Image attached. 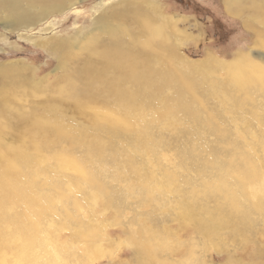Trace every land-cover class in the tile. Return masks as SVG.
<instances>
[{"label":"rangeland","instance_id":"374dc122","mask_svg":"<svg viewBox=\"0 0 264 264\" xmlns=\"http://www.w3.org/2000/svg\"><path fill=\"white\" fill-rule=\"evenodd\" d=\"M121 1L86 0L30 30L10 31L0 22V66L23 65L25 78L39 83L16 89L18 97L7 89L10 108L0 112L2 142L26 148L32 141L44 146L55 139L42 151L46 162L36 164L51 174L36 171L40 179L32 187L26 181L53 199L30 224L36 233L17 226L23 209L8 204L0 207V232L17 229L29 237L36 264H264V92L256 84L239 91L223 68L242 54L259 63L263 73L264 0H258L261 11L247 3L236 15L227 13L223 0H144L143 9L158 18L167 37L166 66L155 69L164 76L171 71L170 76H151L155 90L127 84L136 93L130 110L138 111H131L129 124H102L100 116L93 118L99 109L110 106L126 117L125 105L110 97L111 90L100 97L97 84L87 93L79 80L59 93L55 84L66 73L55 55L32 42L51 38L58 49L76 46L96 17L120 8ZM72 52L78 61L79 47ZM183 79L187 85L181 86ZM75 97L92 98L77 109ZM53 104L65 116L57 121L68 128L64 140L48 136L49 129L35 131L37 122L41 130L44 118L51 117L46 115ZM160 105L178 112L169 117ZM33 112L43 122H35ZM34 155L24 153L25 161ZM58 155L62 161L54 160ZM243 168L258 176L247 187ZM24 170L29 175L31 165Z\"/></svg>","mask_w":264,"mask_h":264},{"label":"bare ground","instance_id":"6f19581e","mask_svg":"<svg viewBox=\"0 0 264 264\" xmlns=\"http://www.w3.org/2000/svg\"><path fill=\"white\" fill-rule=\"evenodd\" d=\"M84 1L86 0H0V22L6 29H10V31L30 30L33 27L37 26L38 24L42 23L44 20H47L51 15L61 14L62 12L66 10H70ZM133 1L134 0H124L121 1L119 5L120 8L116 7L110 10L102 11L95 18L92 30L88 32V34L84 38H82L83 41L77 44L76 46L73 43V45L67 47L62 45L64 47L60 46L61 48L58 49V47H56L57 45H55L54 40L51 38L46 41L32 42L34 46L38 48H43L51 52L53 55H55L56 58L58 59V65L64 71V73H66L63 76V79L57 81V83L55 84L56 85L55 87L60 85L58 88L59 93H64L66 91L72 90L69 88L75 87L77 80H79L80 84H84L83 87L84 90L87 91V93L88 92L90 93V91L95 89L94 87L97 84L98 90L101 93V95L98 94L100 97L101 96L103 97L102 93H104L106 89L111 90L110 97L115 99V101L118 104L123 103V105H125V107L123 108L124 111L129 112L126 115V117L117 116V112H116L117 110L111 108L110 106L105 111L104 110L101 111L99 109L97 115L94 114L95 117L93 118L97 119L96 117L100 116L99 118L102 124L103 122L106 123L105 121H109L111 123L114 122V124L118 122L119 123L121 122L122 125L123 123L129 124L128 122V119L130 118L129 115L133 114L131 112L133 108L130 110L129 103H132L131 100L136 101L135 100L136 93L131 91L129 88L130 85L127 84H131L135 86L137 89L141 88L142 84H145V86L148 89L155 90L158 89L159 87L158 85L154 86L153 82H152L153 85H149L151 83L149 81L151 79V76H153L152 79L155 78L156 80H160L162 76L163 77L170 76L171 71L170 72L168 71V73L165 74L167 76H164L158 70L156 71L155 69V65L163 64V63L164 65H162L161 67L164 66L163 67L164 69L167 63V62L165 63L164 61L165 56H163L164 54L163 50H166V48H168V46L164 45L167 41L166 40L167 37L165 35L166 33H164L162 27L160 26L161 23L158 21V18H152L148 14V12H146V10L143 9L142 2H145L144 0H138L140 2V5L134 3ZM223 1L226 6V11L230 15H236L242 12V10L244 9L243 7H245L247 3L253 4L252 6L255 7L256 9L253 8L252 6L251 7L257 11L261 8V4H262L258 0H223ZM262 9H260V11ZM162 21L163 23H167L165 22L166 20H162ZM77 47H79L80 53H82L78 61L74 60L75 54L72 52L74 48ZM169 49H167L168 52ZM79 61L82 62L81 64L83 66L77 69L78 68L77 64ZM206 63H208V65H211L212 67L216 65L214 59H209L207 60ZM258 64H256V61L255 62L251 61L249 57L242 54H238L234 62L229 63L227 66L223 68L228 70V74L226 77L227 79L230 77L232 79V77H234V85L235 87L238 88L239 91L242 92V90L246 89L248 87L247 86L248 84H256L257 86L258 85L262 86L261 90L262 92H264V71L263 73H260L261 71L259 70V68L261 69V67ZM186 69L192 70V68H187V67ZM27 71L28 68H25V66L20 64L19 65L10 64V65L0 66V78H1L0 95H1V99L4 101L3 104L4 108L0 109L1 114H3L6 109H7L6 111H8V109L10 108V105L8 104L10 101L9 102L5 101V99L10 95V93H8L9 90L13 89L14 92L16 89H23L25 87L26 89H28L30 88L28 86H33L37 88V86L39 85V83H33L32 81L30 80L28 81L25 78L26 77L25 74L27 73ZM62 83H66L65 86ZM182 85H187L185 79H183V81L181 82V86ZM16 91L14 92L13 96L18 97L19 91L17 92ZM188 91L194 94V89L191 86H188ZM73 93L74 92L72 91L71 94ZM92 97H95L97 99V96H92ZM91 98L83 99L82 97H75L74 98L75 102L74 101L73 102L74 104H76L77 109L79 108L82 109L83 106L87 104L86 103L87 100H90ZM2 100H0L1 104L3 103ZM160 106L164 107L165 109L163 110V112L162 109L156 111L157 114H159V112H162L165 115L167 114V112H169V117H170V115L174 116L178 112L177 109L175 110V112H172L169 110L170 107L163 105ZM88 107L89 106H87L86 108ZM133 111L136 112L138 110L134 109ZM47 112L48 113L46 116H51V117L47 119L44 118V124L42 125L43 128L41 130H38L39 129L38 124L40 123L37 122V124L35 125L37 129H35V131L40 134H44V131L46 129H49L50 134L48 136L50 137L55 136L57 137V139L61 138L62 140H64V137L68 132V128L60 127V124L57 122L60 119H62V121L64 122L65 116L62 114V111L58 112L57 106L53 104L47 110ZM31 115H32V119H34L35 122L36 121L43 122L40 115L37 114L36 112H33ZM35 115L36 117H34ZM29 118L31 119V116ZM109 124L106 126L111 125ZM1 133H4L2 132V127H0V207H2L1 206L2 204L3 205L8 204L5 206L6 208L21 207L23 209V212L21 210L22 214L20 217L17 218V220L19 221L17 223V226L23 229V231L24 229H26V231L28 230L29 235L30 233L35 234L36 232L32 228L33 226H31L30 224L34 223L33 220L37 216L41 218L40 214L43 211H45V209H48L49 202H53V199L51 198L46 199L42 197L40 194L41 192L40 189L29 188L26 181L27 179H30L31 180L30 185L32 187V185L34 184L37 185L36 182L38 179H40L38 175L51 174L48 169L45 168L43 169L41 167L39 168L36 166V164L42 165L43 162L44 163L46 162L45 156L42 154V151L48 149L52 144L51 141H55V139L54 138L53 140L49 139L48 143L45 144L44 146H42L41 143L39 144L36 141H32V145L30 147L22 148L21 146H19L18 143L16 145L15 144L11 145L10 143L9 146L5 145L2 142ZM15 133L18 132L16 131ZM27 136L28 134L26 135V137ZM17 139L18 141H21L19 136L17 137ZM3 151L6 154H4ZM26 152H33L35 154L34 156L30 157L28 162H26L24 159L25 157L24 153ZM35 159H39L42 161L41 162L38 160L34 161ZM54 160L62 161L63 159L61 155H58L54 157ZM28 164H30L32 168V172H30L29 175H27L24 170V167ZM247 169L246 168L241 169V171L244 170V177L242 179L243 180L242 182L246 184V187L247 185H251L252 183H255L256 180H258L257 174L254 172L255 174L250 175L249 172L251 171L248 172ZM36 171H39L40 174L37 173ZM10 204H14V206H11ZM20 232L21 231H19V233ZM29 242H30L29 237L27 238L22 237L17 233V229L15 230V232L12 231L11 234L9 233V235L2 234V232H0V264H36L37 263L36 260L33 257H31L34 256L33 254L35 253L31 252L32 253L31 254L30 251L28 250L32 246V244L29 245ZM35 248L38 249L37 246H35ZM33 249H31V251ZM4 251H7L8 253L7 256H4L5 255ZM39 252L41 251L38 250L36 253ZM48 260H50V258Z\"/></svg>","mask_w":264,"mask_h":264}]
</instances>
